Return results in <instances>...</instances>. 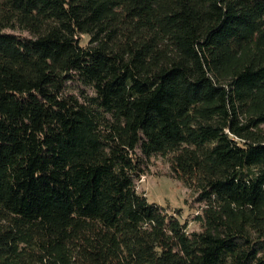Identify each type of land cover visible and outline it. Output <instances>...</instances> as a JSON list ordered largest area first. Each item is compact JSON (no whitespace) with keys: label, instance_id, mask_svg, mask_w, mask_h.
Wrapping results in <instances>:
<instances>
[{"label":"trees","instance_id":"obj_1","mask_svg":"<svg viewBox=\"0 0 264 264\" xmlns=\"http://www.w3.org/2000/svg\"><path fill=\"white\" fill-rule=\"evenodd\" d=\"M0 264H264V0H0Z\"/></svg>","mask_w":264,"mask_h":264},{"label":"rangeland","instance_id":"obj_2","mask_svg":"<svg viewBox=\"0 0 264 264\" xmlns=\"http://www.w3.org/2000/svg\"><path fill=\"white\" fill-rule=\"evenodd\" d=\"M13 34L26 36L24 32ZM86 36H81L79 42L84 44ZM74 92V90H70ZM144 175L134 181L138 192L144 194L148 202H154L168 212H178V219L186 223V231H194L198 225L192 221L198 208L194 196L181 182L172 178L165 158L157 155L148 157L144 165Z\"/></svg>","mask_w":264,"mask_h":264}]
</instances>
